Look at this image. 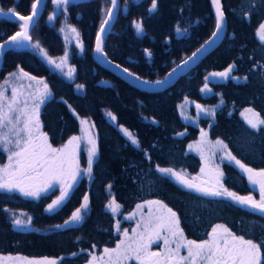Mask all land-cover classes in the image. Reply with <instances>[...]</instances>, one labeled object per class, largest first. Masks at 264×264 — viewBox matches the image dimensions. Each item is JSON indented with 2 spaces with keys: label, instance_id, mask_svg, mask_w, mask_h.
<instances>
[{
  "label": "trees",
  "instance_id": "1",
  "mask_svg": "<svg viewBox=\"0 0 264 264\" xmlns=\"http://www.w3.org/2000/svg\"><path fill=\"white\" fill-rule=\"evenodd\" d=\"M34 1L0 0V8H15L26 16ZM119 1V14L106 38L104 53L145 80L162 78L206 41L215 27L209 0H156L155 9L153 0ZM221 2L227 34L220 46L169 90L147 94L121 82L92 59L95 35L109 8L107 0L60 6L52 23H48V18L54 7L51 0L46 1L30 34L32 44L38 43L51 57H61L65 44L59 29L63 24L75 28L83 50L80 54L74 48L69 51L73 79L52 71L34 49L11 50L4 57L0 84L7 74L21 73V69L29 77L46 83L50 95L41 107L39 119L48 143L64 146L80 133V121L87 120L95 134L96 152L91 176L80 178L63 202L51 211L48 205L55 200L57 191L37 198L0 192V256L31 260L47 257L57 259L58 264H87L90 254L115 247L117 221L124 226L123 217L137 205L155 200L177 212L188 240L207 239L213 226L223 224L245 239L264 241V216L258 211L187 190L156 171L159 166L191 175L200 172L199 158L188 152L200 129L210 139L222 140L227 151L248 167L264 169V125L252 129L240 115L241 111L251 109L264 120V43L257 37L264 22V0ZM137 23L142 28L139 33ZM17 30V24L0 19V42ZM230 65L234 67L227 79L210 82L209 94L202 96L205 77L224 72ZM185 101L213 109V114L193 127L182 120L178 111ZM108 113L116 117L115 125L107 120ZM121 128L135 135L139 147L131 143ZM81 158L84 164V153ZM5 159L0 150V166ZM220 171L229 191L239 196L254 195L234 162L221 164ZM85 196L88 212L82 221L75 226L57 227L80 208ZM109 198L120 205L117 213L106 210ZM6 210L25 212L31 217L32 228H13ZM261 252L264 255V245Z\"/></svg>",
  "mask_w": 264,
  "mask_h": 264
},
{
  "label": "snow or ice",
  "instance_id": "2",
  "mask_svg": "<svg viewBox=\"0 0 264 264\" xmlns=\"http://www.w3.org/2000/svg\"><path fill=\"white\" fill-rule=\"evenodd\" d=\"M213 5L216 8V29L212 33V37H218V33L222 28V21L224 13L221 10L220 0H212ZM56 5H67L69 0H53ZM113 7L116 6V0H111ZM42 0H35L31 5V15L22 16L15 11V8H8L7 12H4L3 8H0V13L9 15L11 17H18L17 22L20 23V31L16 35L10 37V43L12 45L23 46L24 41L31 39L29 35V29L35 22V17L38 15V10ZM156 0L152 2V9L156 8ZM107 15L110 18L113 15L112 9H108ZM54 17L49 16V20ZM109 20H104L101 24L100 31L96 36V51L102 53V33L105 31L104 25L108 24ZM137 32H141L142 28L139 23L135 25ZM63 30V29H62ZM258 35L261 40H264V23L260 25ZM72 32H76L75 28L71 29ZM179 32L180 29H177ZM78 35V33H77ZM9 43L8 41L5 42ZM214 43V40L206 41L205 45H201V48L188 57L183 63L186 65L189 60L197 57L205 46H210ZM33 47H39V44L32 45ZM4 45H0L3 48ZM42 54L44 49H40ZM150 55V53H149ZM67 52L65 56L60 58V63H56L52 59L48 60L49 64H54L57 68H62L65 65ZM117 67H119L117 65ZM233 65H230L227 70L220 73H212L211 76L228 77ZM180 70V66L173 69V72L169 74V77L175 72ZM21 75L13 73L11 75L16 76L17 79L27 77V73H23L20 70ZM72 69L67 72L69 78L72 75ZM127 71V69H124ZM131 75V73H129ZM30 80H35V77H29ZM137 79H139L137 77ZM156 81V84H162L167 82ZM208 77H205V87L201 91L207 89ZM43 83V81H40ZM146 83V82H145ZM7 84V80L5 81ZM30 87V86H29ZM78 88H82V85H78ZM22 92L16 88H12L11 99H6L5 92L0 91V150L8 153L9 163L3 168H0V192L12 193L19 192L23 196L36 197L41 193L53 190L57 184L60 185V196L48 205V210H53L58 206L68 195L69 189L73 187L71 181H75L78 175V164L70 153L67 152L68 145L62 149L52 148L47 143V135L36 133L40 128L39 121V108L44 103L46 97L50 95L48 91V85L45 83L43 90H35L31 93L30 98L33 101L29 105L28 98H25L23 106H21L20 96ZM200 111H205L200 105H197ZM246 112H251V109H246ZM112 120L115 121L116 117L108 113ZM243 115V113H242ZM254 119L247 120L248 125L252 129H257L258 126L264 125V120L259 118L258 113H253ZM82 123H85L82 121ZM121 131L125 136L129 138L133 145L139 147V142L135 135L129 132L127 129L121 128ZM207 135L202 131V138ZM79 137H72L69 141V145L76 144L79 141ZM88 143L92 145L88 149V167L84 170L85 173H91L92 158L95 156V144L94 140L89 136ZM191 147V146H190ZM213 148H219L225 152V155L221 157L222 160H228L233 163L247 175L248 181L253 186L259 187V199H254L252 195L239 196L233 191H229L222 182L224 173L220 171L219 166L215 167L211 172L210 181H204L203 183H195L197 178L193 177L192 181L185 179V174L176 172L172 168H164L157 166L156 171L162 176L174 177L175 180L184 187L194 190L203 196L219 197L232 201L241 207H248L254 211H258L264 215V169L259 171L248 167L241 160L237 159L231 152L226 151L227 145L222 140H217L213 145ZM201 173H205V168H201ZM87 196L84 197L85 203L81 204L80 208H77L70 217V220L65 221V225L70 222H79L82 217V209L87 208ZM149 206V214L146 218H142L141 222L137 224V228L132 229V235L129 236L128 229H124L120 233V240L115 248H105L102 256L97 257L95 254H90L91 259L87 264H98V261H104L105 264H123L126 260L137 261L138 264H264V255L261 252V246L264 245V241L260 243L254 242L252 239H245L243 235H236L229 227L223 224H217L212 227L211 231L207 233V239L199 242L195 240H188L184 236V231L180 227L181 221L177 212L173 211L160 200L147 201ZM156 206V213L151 212V207ZM108 207L111 208L113 213L117 212L120 205L116 204L115 200H112ZM143 205H137V209L142 208ZM17 227L25 225V221L17 218L13 221ZM57 227H63V225H57ZM117 228L119 229V221H117ZM138 229H141L138 231ZM162 242V251H151L153 245L160 246ZM174 245V247H173ZM95 247V246H94ZM181 249H186L187 255H181ZM72 255H76L73 253ZM105 257L107 258L105 260ZM62 259V258H61ZM26 264H58L57 259H49L47 257L42 260H26Z\"/></svg>",
  "mask_w": 264,
  "mask_h": 264
},
{
  "label": "rangeland",
  "instance_id": "3",
  "mask_svg": "<svg viewBox=\"0 0 264 264\" xmlns=\"http://www.w3.org/2000/svg\"><path fill=\"white\" fill-rule=\"evenodd\" d=\"M71 29H72V27L67 26L65 24H63L61 26V28L59 29V32H60L61 37H62V39L64 41V44H65V52H67V57L65 58L66 62H65L64 67H62V68H57L55 66V63L54 64H49L48 60L52 59L56 63H60V58L65 56V52H64V54L61 57H51L45 51H44V53H46V55L41 53L40 45H39V47H33L32 46V48L34 49V51L36 52L38 57L52 71H55L56 73L61 74L63 77H65L68 80H72L73 79V71H72L71 78H69V76L67 75V72H68V70L70 68L73 70V68L70 67L69 62H68L69 51H70L71 48H74L80 54L82 52V50H83V46H82L81 40L79 38V35H77V32H72ZM258 31H261L260 28H259ZM257 37L262 43H264V40L260 39V36L258 35V32H257ZM35 44H37V43H33L32 45H35ZM145 54L147 55V53H145ZM13 73H16L17 75H21L22 76V74L17 72V71H14V72H12L10 74H7L4 77V79L2 80L1 84H0V91H4L5 92L6 99H11L12 88H16V89H18V91L23 93V95L20 96L21 106H23V102H24L25 98H28L29 105H31L33 103V101L30 98L31 93H33L37 89L42 91L43 88H44V83H40V80H30L29 76L22 77L21 79H17L16 76L11 75ZM208 78L209 79L207 81V89H205V91L202 92V96H204V97L209 94L208 84L210 82L218 81V78H221L222 80L227 79V77H219V76H217V77L216 76L215 77L208 76ZM6 80H7V84H5ZM205 83H206V81H205ZM100 84L108 85L107 82H100ZM204 87H205V85H204ZM48 98H49V95L46 97L45 101ZM42 105H43V103L40 105L39 113H40ZM197 105H200L201 108L205 109V111H200V109L197 108ZM178 111H179V114H180L182 120L185 123H187V124H189V125H191L193 127H196L198 122L201 119L210 118L211 115L213 114V109L207 108V107H205L204 105H202L200 103L189 102V101L183 102L179 106ZM242 113H243V115H242ZM253 113L254 112H252V111L251 112H246L245 110H243V111H241L240 115L245 120V122L247 123V120L245 119V117H247L248 119H254ZM107 120L111 124L115 125V121L112 120L111 116H107ZM39 121H40V119H39ZM82 121H84L85 123H82ZM80 125H81L80 133L77 136H75V137H79L80 139H79V141L76 144L69 145V141L71 140L70 139L64 146H60V147H53L52 146V148H55V149H62L66 145H68L67 152L70 153L72 156H74V158H75V160H76V162L78 164V175H77V178H76L75 181H71L73 186L75 185V183L80 178L88 179L89 176H91V173L88 174V173H85V171H84L88 167V149L92 147V145H90L88 143L89 136H91V138L94 140V144H95V134H94L93 127H92L91 123L89 121H87V120H81L80 121ZM201 132H202V129H200V134H199L198 138L196 139V141L191 143L188 146V152L199 158L202 167L205 168V173H201V170H200V172H198L197 174L191 175V174H188V173H186L184 171H179V170L176 171V170H174L176 172L184 173L185 174V179H187L189 181H192V178L196 177L197 179L195 181H193L195 183H203L204 181H210L212 170L215 167H217V166H219V169H220L221 164H223L225 162H229L228 160H222L221 159V157L225 155L224 151H221L219 148H213V145L215 144V142L217 140L210 139L207 135L202 138ZM40 133H43L42 130H41V122H40L39 131L36 134L39 135ZM47 143H48V141H47ZM83 153H84V158H85L84 164H82V158H81V155ZM4 154H5V158H6L5 159V163L3 165H1L0 168H3L5 165H7L9 163V161H8V153L4 152ZM93 162H94V157L92 158V165H93ZM92 165H91V168H92ZM243 175L246 177V179L248 181L247 175L244 174V173H243ZM170 178L172 180H174L177 184H179L181 187H183V188H185L187 190H190V189L184 187L183 185H181L180 183H178L175 180L174 177H170ZM248 183H249V181H248ZM249 185H250L251 189L254 191V195H252V196L254 197V199L258 200L259 199V195H260L259 194V187L258 186H253L250 183H249ZM71 188L69 189V192H70ZM53 191H57L58 192V195L55 198V200H56L61 194L60 193V185L59 184H57V186L53 190L41 193L39 196L44 195V194H48V193L53 192ZM190 191H194V190H190ZM17 193H19V192H17ZM39 196H36V197L23 196V197L37 198ZM112 200H113L112 198H109V201H108L107 206H106V210L108 212H110V213H113V212L111 211V208L108 207V205L110 204V202ZM139 205H143V207L140 208V209H137V206H136L135 209L129 215H127L126 217H123V221L125 222V224H124V226H121L122 224L119 226L117 243H119V240L121 238L120 233H122L124 229H128V234H129V236H131L132 235V231L131 230L134 229V228H137V224L139 222H141L142 218H146L148 216L150 209H149V206L146 204V202L141 203ZM87 212H88V204H87V208L86 209H82L83 216ZM117 212H115V213H117ZM151 212L156 213V206L155 205H153L151 207ZM6 214H7L8 220L10 221V223H11L13 228L18 229V230H30L32 228L31 227V217L29 215H27L25 212L6 210ZM17 218L25 221V225L22 226V227L15 226L13 221L15 219H17ZM68 220H70V218ZM81 221H82V219L79 222H70L67 225H65V222H64L62 228L78 225ZM121 221H122V219H121ZM139 230H141V229H138V231ZM117 243H116V245H117ZM116 245H115V247H116ZM173 247H174V245H173ZM150 250L151 251H162V242H160V246L153 245ZM103 253H104V250H102V252L100 254H97L96 256L100 257V256L103 255ZM181 255H187L186 249H181ZM106 259L107 258L105 257V260ZM26 260H31V259H26ZM0 264H26V261H25V258H21V257L0 256ZM98 264H105V262L104 261H98ZM123 264H138V262L134 261V260H126V261L123 262Z\"/></svg>",
  "mask_w": 264,
  "mask_h": 264
},
{
  "label": "water",
  "instance_id": "4",
  "mask_svg": "<svg viewBox=\"0 0 264 264\" xmlns=\"http://www.w3.org/2000/svg\"><path fill=\"white\" fill-rule=\"evenodd\" d=\"M46 1L47 0H42V4L40 5L39 10H38V15L35 17V22L29 29V35L31 34V31L33 30V28L37 24L38 20L40 19ZM91 1H97V0H69V3L67 5H56V4L53 3V0H51L52 5L54 7V12L51 14V16H53L55 18L56 14L58 13V10H59L60 6H68L69 4H79V3L91 2ZM107 1L109 2V8L108 9H110V8L112 9L113 15L109 18L108 15H107V12H106V15L104 16V19L101 22V24H102L104 20H106V19L109 20V23L104 25L105 31L102 33V41H103L102 42V49H103L102 53H98L96 51V36H97V33L100 31L101 24H100V26H99V28H98V30L96 32L94 43H93V49H92V59L103 70H105L106 72H108L109 74L113 75L115 78H117L121 82L125 83L129 87H131L134 90H137L139 92H143V93H147V94H158V93H162V92H165V91L169 90L170 88H172L178 82V80L180 78L187 76L188 73L191 70H193L194 68H196L200 64L201 61H203L207 56H209L212 52H214L220 46V44L222 43V41L224 40V38H225V36L227 34V22H226V18H225V15H224V18H223V21H222V28L220 29V31L218 33V37H215V38L212 37V33L214 31H217V29H216V8L213 5L212 0H209L210 1V5H211L212 14H213V17H214V20H215V27H214L213 32L211 33V35L209 36V38L206 41H210V39H212V40H214V43H211L210 46L206 45L205 49L202 50L201 53L197 55V57H195L192 60H189L188 63L185 65L183 62L185 60H187L188 57H191L192 54L194 52H196L197 49L201 48V45H205L206 41H204L189 56L184 58L178 64L174 65L162 78H160L158 80H155V81L145 80V79H142L139 76L133 74L132 72H130L128 70L124 71L125 68H123V67L119 66L118 64L114 63L113 61H111L106 56V54L104 53V44H105L106 38L111 33L112 28H113V26H114V24H115V22L117 20V17H118V14H119V10H120V1L119 0H116V6L115 7H113V5L111 3V0H107ZM220 6H221V10L223 11L221 0H220ZM4 12L6 13L7 11H4ZM29 15H31V8H30L29 14L26 15V16H29ZM54 18L52 20H49V18H48V23H52L54 21ZM0 19H4V20H6L8 22L15 23V24L18 25V30L14 34H12L8 38H6L4 41L0 42V45H4L3 48H0V71H1V69L3 67L5 54L10 52L11 50H16V51H29V50H32V40L30 39L28 41H24L23 42V46L12 45L10 43V37L16 35V33L20 31L19 24L23 23V21L17 22L18 17H11L9 15H4L2 13H0ZM6 41H8L9 43L6 44L5 43ZM117 65L119 67H117ZM178 65L180 66V70L175 72V74H173V75H171L169 77V74L172 73L173 69L177 68ZM129 73H131V75H129ZM137 77L139 79H137ZM166 78H168L167 82L159 84V85L156 84V81H165Z\"/></svg>",
  "mask_w": 264,
  "mask_h": 264
}]
</instances>
